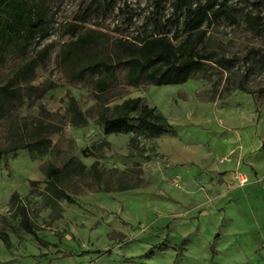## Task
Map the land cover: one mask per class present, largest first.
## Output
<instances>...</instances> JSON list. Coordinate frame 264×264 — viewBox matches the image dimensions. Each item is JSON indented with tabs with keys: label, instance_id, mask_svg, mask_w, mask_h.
I'll return each mask as SVG.
<instances>
[{
	"label": "rangeland",
	"instance_id": "374dc122",
	"mask_svg": "<svg viewBox=\"0 0 264 264\" xmlns=\"http://www.w3.org/2000/svg\"><path fill=\"white\" fill-rule=\"evenodd\" d=\"M23 1L48 36L27 47L24 34L12 36L0 54V150L26 146L0 159V264H264V0H230L227 18L207 29L202 51L212 61L160 87L126 86L114 56L119 40L155 34L176 0ZM91 4L70 37L67 26ZM88 35L66 61L69 44ZM98 61L114 71L104 93L103 72L71 78ZM137 97L171 128L105 135L99 112ZM71 103L81 127L71 123ZM69 160L58 187L72 202L50 205L45 169ZM20 205L39 242L20 225Z\"/></svg>",
	"mask_w": 264,
	"mask_h": 264
},
{
	"label": "trees",
	"instance_id": "16d2710c",
	"mask_svg": "<svg viewBox=\"0 0 264 264\" xmlns=\"http://www.w3.org/2000/svg\"><path fill=\"white\" fill-rule=\"evenodd\" d=\"M114 0H111L113 2ZM230 0H176L172 18L164 23L156 22V33L149 37L135 36L132 41L119 40L115 51L116 64L126 67L125 85L135 87L148 83L156 87L182 84L194 73L201 70L204 64L212 61V57L204 54L207 29L221 18H227V4ZM93 6L89 5L81 16L74 19V23L67 26L66 33L75 37L82 25L87 23L93 14ZM248 23L255 19L247 18ZM259 23V22H258ZM257 23V24H258ZM174 29L172 36H167V27ZM46 27L42 18L34 13V10L23 0H0V54L2 48L9 44L12 36L24 34L25 46L31 41H43L47 36ZM184 36V37H183ZM92 36L77 37L69 44L70 49L65 54L68 61L80 47L87 46ZM24 46V47H25ZM25 47V48H26ZM46 52H43L42 57ZM219 67L225 64L224 60L215 61ZM35 62L27 63L22 71L25 75L33 73ZM104 73L105 76L98 80V91L104 93L109 88L108 80L114 77L113 66L105 61L86 63L71 72L73 81L81 80L87 75ZM5 89V88H4ZM71 123L74 127L85 124L83 114L71 103ZM108 108H103L96 123L102 128L105 135L130 134L138 131L158 135L167 132L171 125L154 108H149L142 98H132L122 101L112 108L110 114ZM26 146L18 145L0 150V159H6L7 155ZM86 157L85 151L82 152ZM69 160L62 168L48 165L45 169L43 184L49 194L48 203L56 205L60 199L72 202V199L58 187L65 171L73 165ZM97 162L93 163L92 170L99 176ZM37 182H31L35 185ZM124 188H121L122 190ZM15 199V194L12 195ZM20 217V225L36 241H40L29 222L26 210L23 206L17 207Z\"/></svg>",
	"mask_w": 264,
	"mask_h": 264
},
{
	"label": "built area",
	"instance_id": "2783aa9c",
	"mask_svg": "<svg viewBox=\"0 0 264 264\" xmlns=\"http://www.w3.org/2000/svg\"><path fill=\"white\" fill-rule=\"evenodd\" d=\"M237 178H238L239 184H241V185L246 183V181H247L245 176H243V174H238Z\"/></svg>",
	"mask_w": 264,
	"mask_h": 264
}]
</instances>
